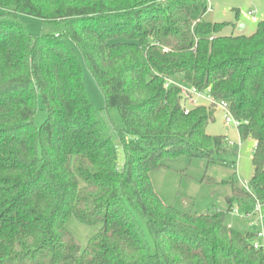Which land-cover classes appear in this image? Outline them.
<instances>
[{"label": "trees", "instance_id": "16d2710c", "mask_svg": "<svg viewBox=\"0 0 264 264\" xmlns=\"http://www.w3.org/2000/svg\"><path fill=\"white\" fill-rule=\"evenodd\" d=\"M0 10V264H264L259 224L229 223L232 211L264 205V21L223 35L237 24L206 21L208 0H0ZM23 15L64 31L32 35ZM176 80L229 102L240 138L254 140L250 189L231 181L226 210L183 211L153 186L169 158L235 164L230 140L206 132L217 109L185 114L180 88L167 85ZM40 102L47 117L37 126ZM71 216L101 225L84 249Z\"/></svg>", "mask_w": 264, "mask_h": 264}, {"label": "rangeland", "instance_id": "374dc122", "mask_svg": "<svg viewBox=\"0 0 264 264\" xmlns=\"http://www.w3.org/2000/svg\"><path fill=\"white\" fill-rule=\"evenodd\" d=\"M208 4L209 10L205 15L206 21L212 23H236L239 21L247 26V29L243 31H239V24L236 26L237 28L229 26L223 30V35L252 34L258 23L264 21V0H208ZM250 12L254 14L250 15ZM253 17L257 19V22L253 21ZM21 18L27 31L32 35L58 34L64 31V24L43 22L39 18L25 15ZM81 65L86 92L94 105L103 109L105 107L104 95L82 60ZM176 81L178 84L186 85L182 80ZM46 117L44 106L40 102L39 110L35 116L36 125L40 126ZM109 117L117 126H124L117 109L110 110ZM206 132L211 136L223 135L230 140L237 150L236 154L228 155L226 161L235 162V164L227 165L218 161L209 163L204 158L187 155L166 159L164 161L166 167L151 173L153 186L166 204L188 212H201L211 208L226 210L232 196L231 181L243 189H250V180L253 174L254 140L251 138L242 140L237 127L233 124H225L223 112L219 109L215 113V120L206 126ZM117 144L118 165L122 167L125 163V153L121 143L118 142ZM261 213L264 214V205L261 208ZM258 219L259 213L241 216L232 211L229 215L230 225L238 230H258L259 227L255 224ZM139 220L143 225L145 234H148L145 220L140 217ZM66 227L84 249L100 230L101 225H86L71 216ZM147 236L152 249H154L153 240L149 234Z\"/></svg>", "mask_w": 264, "mask_h": 264}, {"label": "built area", "instance_id": "2783aa9c", "mask_svg": "<svg viewBox=\"0 0 264 264\" xmlns=\"http://www.w3.org/2000/svg\"><path fill=\"white\" fill-rule=\"evenodd\" d=\"M253 12H250V15H253ZM253 21L257 22V19L253 17ZM176 84L181 91L182 96V103H183V110L185 114H189L193 107H197L200 105H212L216 109H219L223 112L224 122L226 125L233 124L235 127L239 128L241 122L237 120L234 115L232 114L230 104L226 100L219 99L214 96L211 92L210 88L205 90H200L195 86L189 85H181L175 83L174 81H169L167 85ZM261 203H257V207L253 214L259 213V219L257 223L260 226V230L258 231V241L256 242V247H263L264 248V214L261 213L262 208Z\"/></svg>", "mask_w": 264, "mask_h": 264}, {"label": "crops", "instance_id": "0c3cea01", "mask_svg": "<svg viewBox=\"0 0 264 264\" xmlns=\"http://www.w3.org/2000/svg\"><path fill=\"white\" fill-rule=\"evenodd\" d=\"M257 1V0H256ZM236 24L238 25V24H243V23H241V22H239V21H236ZM243 25H245V24H243ZM237 28V27H236ZM247 29V26L245 25V28L244 29H242V30H239V31H243V30H246ZM256 225H258V223L256 222L255 223Z\"/></svg>", "mask_w": 264, "mask_h": 264}, {"label": "water", "instance_id": "95a60500", "mask_svg": "<svg viewBox=\"0 0 264 264\" xmlns=\"http://www.w3.org/2000/svg\"><path fill=\"white\" fill-rule=\"evenodd\" d=\"M245 28V25H243V24H239V30H242V29H244Z\"/></svg>", "mask_w": 264, "mask_h": 264}]
</instances>
